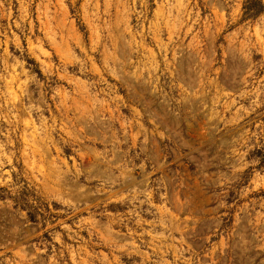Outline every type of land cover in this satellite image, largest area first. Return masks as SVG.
<instances>
[{
    "label": "rangeland",
    "instance_id": "1",
    "mask_svg": "<svg viewBox=\"0 0 264 264\" xmlns=\"http://www.w3.org/2000/svg\"><path fill=\"white\" fill-rule=\"evenodd\" d=\"M0 264H264V0H0Z\"/></svg>",
    "mask_w": 264,
    "mask_h": 264
}]
</instances>
